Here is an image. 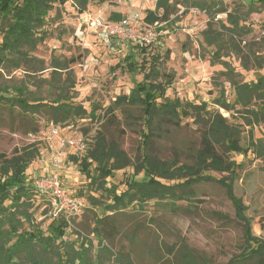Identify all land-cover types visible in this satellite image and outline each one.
Instances as JSON below:
<instances>
[{"label":"rangeland","instance_id":"rangeland-1","mask_svg":"<svg viewBox=\"0 0 264 264\" xmlns=\"http://www.w3.org/2000/svg\"><path fill=\"white\" fill-rule=\"evenodd\" d=\"M157 1H89L83 8L76 0H58L41 28L44 40L35 49L24 48L23 57L0 67V88L5 89L1 94L13 99L14 104L0 102V152L9 158L33 146L39 147L41 155L50 127L44 112H27L15 98H27L29 103L61 99L82 104L88 110L96 108L92 121L79 120L72 128L86 136L88 150L71 155L61 170L72 194L85 197L89 203L80 215L67 222L63 237L68 241L65 237L78 235L76 249L84 238L92 240L86 264H190L183 260L185 255L200 264H226L244 246L243 223L225 188L215 181L197 183L194 198L178 202L183 206L179 212L152 201L119 213L122 228L137 233L135 243L120 233L100 244L93 234L96 217L107 213L106 206L113 200L105 189L117 184V191L122 190L123 179L133 175L134 167L130 164L116 171L115 177L101 184L91 182L74 156L84 157L100 134L108 141H116L131 163L140 162L144 152L142 134L148 132L141 108H116L114 102L119 95L129 94L134 87L148 82L144 75L153 68V81L164 82L167 96L196 104L207 102L209 110L220 111L229 124L241 130V143L247 151L230 154L237 160L232 175L234 193L246 206L253 235L264 239V122L261 115L239 105L229 112L215 104L221 90L234 100L233 82L256 81L264 75V0H166L167 9L156 8ZM148 10H154L159 20L147 23ZM135 12L140 14L134 25L137 40H105L90 21L98 13L119 21ZM116 14L120 17L114 18ZM10 21L8 15H0V43ZM209 33L212 43L206 39ZM218 50L219 55L214 57ZM202 130L195 116L182 119L178 125L165 124L152 136L149 152L178 165L191 164L201 146ZM40 155L27 168L28 186H32L31 178L45 171ZM92 173H96L95 164ZM209 173L230 181L229 173ZM136 178H142L141 174ZM36 196L29 208L32 223L24 222L19 232L24 229L40 231L44 236L56 234L50 224L65 219L64 215H50L47 198ZM212 211L227 214L228 219L215 218ZM3 228L9 230V225ZM5 236L6 246L16 239ZM3 244L0 239V246ZM102 246L111 253L101 251ZM65 248L58 240L47 251L36 245L32 258L37 263L58 264L59 258H66ZM0 264H6L5 260L0 259ZM12 264L33 263L23 253Z\"/></svg>","mask_w":264,"mask_h":264},{"label":"trees","instance_id":"trees-1","mask_svg":"<svg viewBox=\"0 0 264 264\" xmlns=\"http://www.w3.org/2000/svg\"><path fill=\"white\" fill-rule=\"evenodd\" d=\"M58 0H0V15L11 17L8 28L2 42L0 43V67L13 62L24 56V48L35 49L38 43L44 40L41 32L45 24V18L49 10ZM83 8L89 1L102 2L104 0H76ZM166 0H158L156 8L167 9ZM82 8V9H83ZM116 14L114 18H119ZM147 23H154L159 20V16L154 10H148L145 18ZM211 34L207 36V41L212 43ZM219 55V50L215 56ZM155 69V68H153ZM153 69L144 75L148 82L134 87L129 94L119 95L114 107L139 106L142 111L141 119L148 132L143 131V156L140 162L131 163L127 153L120 148V145L112 140L108 141L100 134L97 136L95 144L89 149L87 154L82 157H75L79 161L81 171L86 173L91 182L99 181L101 184L106 182L108 177H115V172L123 170L130 164L133 165V175L123 179L124 188L118 190L117 184H113L108 194L112 197V202L108 204L109 215L105 212L102 216L96 217L93 234L98 237V242L103 244L105 240H111L116 235L122 233L128 237L131 243L137 241L136 232H127L122 228L121 221L117 219L119 213L132 208L144 207L152 201L162 203L165 208L172 212H179L182 205L179 201H191L194 198L193 187L201 181H215L226 190L227 196L232 200L236 216L243 223L244 246L239 255L232 257L226 264H264V239L256 237L251 231V223L246 216V206L242 199L234 193L233 174L237 160L231 158L230 154H244L247 149L241 143V130L229 124L227 117L220 111L209 110L207 102L196 104L193 101H182L180 98H170L166 95L167 88L164 82L153 81ZM235 91L234 100H229L224 90L215 98V104L231 112L235 105L247 108L254 115H261L264 122V75L256 81L233 82ZM5 90L0 88V102L14 105L13 99L1 94ZM24 93L19 89V96ZM15 100L25 111L30 113L44 112L46 118L55 124L63 127L74 126L79 120L92 121L95 117L96 108L88 110L84 105L63 102L55 99L52 102L44 103L34 101L29 103L27 98L17 97ZM205 115L209 116L208 118ZM195 116L197 122L202 123L201 146L195 152V161L191 164L183 163L178 165L176 162L161 160L153 156L149 150L152 136L155 131L165 124L178 125L182 119ZM255 144L252 143V147ZM260 146H257L259 150ZM224 151L225 154H222ZM40 155L37 146L24 148L20 154H15L9 158L7 154L0 152V239L3 246H0V259H4L6 264H12L15 258L23 253L33 264L37 263L32 258L35 255V246L41 245L45 251L50 249L51 244L59 243L66 245V258H59L58 264H86V254L92 246V240L84 238L77 249L79 241L76 237H69L68 241L63 239L67 221L52 222L50 225L56 230V234L44 236L40 231H30L19 229L24 222L31 225L33 214L29 211L32 199L37 197L32 186H28L27 168ZM95 164L96 173H92V166ZM210 171L229 173L230 181L225 177L217 179ZM142 178H136L138 175ZM30 179V178H29ZM93 205L97 206L94 197H91ZM211 215L218 219H228L227 214L219 211H212ZM9 225V230L3 227ZM5 235L16 239L6 246ZM10 239V238H9ZM101 251L111 253L107 246H102ZM183 260L190 264H200L194 257L183 256ZM203 264V263H202ZM204 264H208L205 262Z\"/></svg>","mask_w":264,"mask_h":264},{"label":"built area","instance_id":"built-area-1","mask_svg":"<svg viewBox=\"0 0 264 264\" xmlns=\"http://www.w3.org/2000/svg\"><path fill=\"white\" fill-rule=\"evenodd\" d=\"M139 15V12H135L127 18L113 21L104 13H98L92 16L90 21L105 40L112 38L137 40L134 25L138 22ZM49 126L46 146L39 157L45 171L31 178V184L36 194L47 198L51 207L49 214L56 218L64 215L65 220L69 222L72 217L80 215L88 208L89 203L85 197L72 194L62 177L61 161L67 153L82 154L89 146L86 136L75 133L72 129L73 125L63 127L50 122ZM65 239L67 240L68 237Z\"/></svg>","mask_w":264,"mask_h":264},{"label":"crops","instance_id":"crops-1","mask_svg":"<svg viewBox=\"0 0 264 264\" xmlns=\"http://www.w3.org/2000/svg\"><path fill=\"white\" fill-rule=\"evenodd\" d=\"M71 155H76V154H73V153H67L66 156L62 159L61 161V167H63L64 163L68 160V158L71 156Z\"/></svg>","mask_w":264,"mask_h":264}]
</instances>
